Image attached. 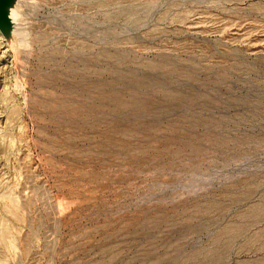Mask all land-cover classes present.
<instances>
[{
	"label": "rangeland",
	"instance_id": "obj_1",
	"mask_svg": "<svg viewBox=\"0 0 264 264\" xmlns=\"http://www.w3.org/2000/svg\"><path fill=\"white\" fill-rule=\"evenodd\" d=\"M21 7L0 264H264V0Z\"/></svg>",
	"mask_w": 264,
	"mask_h": 264
},
{
	"label": "water",
	"instance_id": "obj_2",
	"mask_svg": "<svg viewBox=\"0 0 264 264\" xmlns=\"http://www.w3.org/2000/svg\"><path fill=\"white\" fill-rule=\"evenodd\" d=\"M22 4L23 0H0V34L13 55L18 52L20 47L18 34L20 22L18 16L16 20V15L22 9Z\"/></svg>",
	"mask_w": 264,
	"mask_h": 264
}]
</instances>
